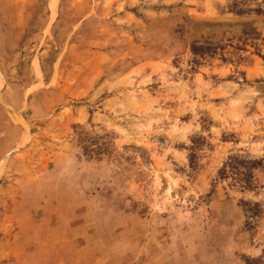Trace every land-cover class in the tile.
<instances>
[{"label":"rangeland","instance_id":"1","mask_svg":"<svg viewBox=\"0 0 264 264\" xmlns=\"http://www.w3.org/2000/svg\"><path fill=\"white\" fill-rule=\"evenodd\" d=\"M0 264H264V0H0Z\"/></svg>","mask_w":264,"mask_h":264},{"label":"trees","instance_id":"2","mask_svg":"<svg viewBox=\"0 0 264 264\" xmlns=\"http://www.w3.org/2000/svg\"><path fill=\"white\" fill-rule=\"evenodd\" d=\"M254 163H256V162H254ZM236 165H238V163L237 162H234L231 166L233 167V168H236ZM225 171V170H224ZM235 171V170H234ZM236 174L238 175V176H247L246 175V173H243V172H241L240 170H238L237 172H236Z\"/></svg>","mask_w":264,"mask_h":264}]
</instances>
